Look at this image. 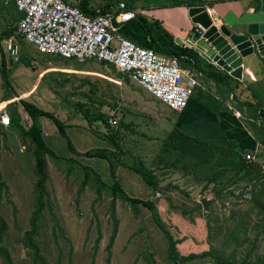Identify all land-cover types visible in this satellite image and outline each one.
Wrapping results in <instances>:
<instances>
[{
	"label": "rangeland",
	"instance_id": "374dc122",
	"mask_svg": "<svg viewBox=\"0 0 264 264\" xmlns=\"http://www.w3.org/2000/svg\"><path fill=\"white\" fill-rule=\"evenodd\" d=\"M111 1L87 0L86 3L92 8H101ZM122 1L131 4L140 13L150 3L170 0ZM10 4L12 0L11 3L10 0H0V30H5L10 24L15 25L16 21L10 20ZM15 39L19 42L18 52L12 54L14 69L9 77L16 93V97H13L15 102L11 103L9 99L2 102L7 91L1 76L0 102L6 105L11 103L9 108L20 125L26 128L29 126V118L19 105L20 100H24L61 121L66 140L77 152L105 150L110 161H113L116 179L123 191L128 196L153 201L159 222L177 240L174 248L178 255L201 254L210 249L222 257L231 256L237 261L244 258L253 261L256 256L264 255V191L260 192L259 185L264 169H261L262 175H259L252 165L234 167L227 164L223 168L218 163L219 155L202 151L199 157L194 156L195 160L179 157L170 148L162 151L160 156L156 153L152 158L149 145L145 151H139L136 146L142 148L145 142L135 138L133 144L127 137L126 140L123 137L120 140L122 154L118 157L117 149L107 136L116 127L122 128V122L129 117L134 119L136 113L133 107L137 104L130 98L135 100V97H139L156 115L161 116L157 109L167 111L172 118L180 115L159 101L154 100V107L147 100L151 98L147 92L135 87L129 78L127 83L125 76L103 62L49 59L40 55L34 45L21 37ZM20 55L29 57L31 65L26 66L20 62ZM11 73L14 75L11 76ZM36 76L38 81L34 86L35 93L22 94L32 86ZM191 76L197 85L180 113L184 114L199 103L200 113L218 107L217 110L226 109L232 115V109L237 103L232 104V99L230 104L219 100L224 97L227 89L225 86H222L221 93L218 92L220 96H217L215 93L218 88L216 91L210 90L209 84H206L204 91L196 74L192 72ZM186 81L187 77L183 76V84ZM242 91L248 97L256 92L257 102L264 105V89L247 87ZM251 98L255 101L254 97ZM76 104L81 105L80 110H77ZM230 105L232 109L228 108ZM83 110L90 115L100 114L107 118L109 113H113L116 125L106 127L99 121L87 123L82 115ZM18 112L22 113L20 119ZM240 113L242 118L235 123L240 130L252 132L254 127L250 125L254 123L258 128L261 126V119L253 111L246 108ZM229 120L225 119L227 124H230ZM38 125L45 143L58 156V159H46L48 180L45 190L49 195V203L41 212L37 233L34 235L39 251L48 264H106L108 257V264H175L167 256L166 239L151 220L150 212L136 203L129 204L119 195L113 201L110 192L113 179L108 161L96 156L72 154L50 118L39 117ZM253 131L251 136L256 140L259 132L257 129ZM223 136L226 138L228 135L224 133ZM201 139L205 140L204 135ZM245 139L250 141L247 136H244ZM200 143L205 145L204 142ZM254 153L255 160L252 162L264 168V144L258 143ZM70 156L73 160L66 159ZM151 159L155 160L153 164L157 165L156 168H162L154 171L153 175L158 182V188L155 189L147 185L131 166L141 161L149 167L152 165ZM159 162L164 164L158 166ZM84 174L85 185L78 192ZM0 180L6 186L0 193V217L6 223L0 245L9 253L12 264H38L23 243L24 232L30 228V217L35 208L33 145L14 126L6 129L0 127ZM98 186L101 188L99 193L96 191ZM217 191L219 195L216 196ZM254 195L257 205L252 199ZM203 197H214L208 212L199 205ZM258 206L262 209L260 213ZM114 219L117 232L108 249ZM237 225L239 227L236 230ZM231 234L235 236L236 242H229ZM0 264H5L1 255ZM181 264L218 263L207 255L194 257Z\"/></svg>",
	"mask_w": 264,
	"mask_h": 264
},
{
	"label": "trees",
	"instance_id": "16d2710c",
	"mask_svg": "<svg viewBox=\"0 0 264 264\" xmlns=\"http://www.w3.org/2000/svg\"><path fill=\"white\" fill-rule=\"evenodd\" d=\"M64 3L73 6L77 8L81 13L87 15V16H97L99 14H104L105 12H113V8H115L118 4V2H123L122 0H112L110 3L105 4L104 7H97L92 8L86 3L87 0H62ZM218 0H173V5H184L186 7H190L193 5H212ZM125 3V2H123ZM12 4H14L12 0ZM116 5V6H115ZM126 7L130 10H133V6L131 4H126ZM15 6V5H14ZM16 8V7H15ZM115 13V12H114ZM113 13V14H114ZM118 33L130 41L134 42L135 44L141 46L153 49L154 51H157L159 53H162L166 56H172L176 57L178 61L180 62L182 67H186L190 71H194L197 75L200 73V75H203L207 81H212L216 86H225V88H231L232 86H229V83L227 82V75L217 71L215 69H212V65L206 63L199 54L191 47L178 45L174 41V36L169 33V31L158 21V20H150L148 19L144 14L142 13H134V15L129 18L128 20L121 22L118 24ZM16 32V25L10 24L5 30H0V44L3 39H8L11 37H18ZM21 37V36H19ZM22 38V37H21ZM0 76L2 79V83L4 85L6 92L4 101L5 100H11L13 97H16V93L14 89L12 88V85L10 83L9 79V72L7 69L8 61L4 55V52L2 51V48L0 47ZM49 59H62V60H70L71 58H60L58 56H50L45 55ZM18 60L23 62L25 65L29 66L31 65V61L29 57H25L24 55H20L18 57ZM202 60L205 62V64L202 63ZM205 67V68H204ZM207 67V68H206ZM121 74V73H119ZM122 76H125V81L128 83V76L126 74H121ZM254 100L255 101H238L236 108L238 111H242L243 108H247L250 111H253L255 115L261 119V126L258 128L256 127V124H252L253 129H257L259 132V136L256 135V140L258 143L264 144V105L263 103L259 104L256 99V92L253 93ZM8 100V101H9ZM15 101H12L11 103H14ZM11 103L7 104V108L10 113V124L11 126L16 127L17 132L24 138L27 139L32 145H33V157H34V172L36 174V180L34 183V210L32 211L31 217H30V228L24 232L23 236V243L26 248H28L29 253L31 254L33 260L35 262H38V264H48L44 256L40 253L39 247L37 243L34 240V235L37 233L38 229V219L41 216V212L45 205H48L49 203V195L48 192L45 190V183L48 180V173H47V157H52L54 159H58V156L54 153V151L45 143L41 129L38 125V118L39 117H47L51 119V122L56 127V130L60 136L65 139L66 147L69 149V151L74 155H81V156H96L103 159H106L108 161V167L110 170V174L112 175V185L110 188V192L113 196V201L116 199L117 195H119L124 201L128 202L129 204H137L145 207L150 212V217L153 223H155L158 227V229L161 231L163 236L166 239V253L167 256L175 263V264H181L184 261L191 260L194 257L197 256H211L218 264H264V255L262 256H256L253 261H250L247 258L241 259L240 261L234 260L231 256L222 257L217 254V252L213 249H210L208 251H204L201 254H188V255H178L176 248H174V244H176L177 240L173 239L170 234L164 229L162 224L158 220V216L155 213L153 201L150 199H140L128 196L123 189L121 188L120 183L116 179V173L113 161H110V158L107 155V152L105 150H87L82 152H77L73 149L71 144L66 140L64 136V125L61 121H59L57 118H55L51 113L42 111L41 109L37 108L33 104L20 100V106L23 112L27 115L29 118V126L26 128L22 124L20 125L18 122V119L15 115L12 113V109L9 108L11 106ZM77 110H80L81 105L76 104ZM19 119L21 118L22 113L18 112ZM83 118L86 120L87 123L89 122H95L99 121L102 125H105L108 127L107 123V117H104L103 115H90L86 110L82 111ZM10 126V127H11ZM110 127V126H109ZM252 129V134H254V131ZM117 131H113L110 135L107 137L109 138L110 143L117 149L116 153L117 156L120 157L121 149L119 147V143L115 141L114 136H117ZM199 142H204L205 145L210 149L212 155H219L220 160L218 163L224 168V166L231 165L234 167H245L247 165H252L254 168L253 170L259 174L262 175V166L257 163H254L252 161L254 160H246L245 155L247 154L246 150L240 149L237 145V143L233 140H228L226 146H220L216 145L214 143L209 142L208 140L203 139H196ZM185 156H183V155ZM181 154V157H188L190 155H186L184 153ZM180 157V156H179ZM68 160H73V157L70 156L66 158ZM195 160V158H194ZM120 163V160L117 161ZM164 164V163H163ZM133 169L139 173L141 176V179L149 186L153 187V189L158 188L157 184L158 182L155 179L154 169L147 167L143 163L138 162V164H132L131 165ZM157 166V165H156ZM256 169V170H255ZM214 175H212L213 177ZM85 185V174L82 176V179L80 180V187L78 188V192L81 190L82 186ZM260 185V192L264 191V176L259 181ZM6 188L5 183L0 180V193L1 191ZM100 187L98 186L96 188V191L100 192ZM219 195V191L216 192V196ZM253 202L256 204L257 198L255 195L253 196ZM201 205V204H199ZM113 209V208H112ZM262 211L261 207L258 206V213ZM238 225L236 226V230L238 229ZM6 229V223L4 220L0 217V240L1 236L4 233ZM117 232V222L116 219H114L113 227L111 234L109 236V241L107 248L110 249L115 236ZM229 239L233 242H236V238L233 234L229 236ZM0 255L4 258L5 264H12V260L9 256V253L0 245ZM109 263V257L107 258L106 264Z\"/></svg>",
	"mask_w": 264,
	"mask_h": 264
},
{
	"label": "built area",
	"instance_id": "2783aa9c",
	"mask_svg": "<svg viewBox=\"0 0 264 264\" xmlns=\"http://www.w3.org/2000/svg\"><path fill=\"white\" fill-rule=\"evenodd\" d=\"M13 2L21 12L15 22L16 32L34 45L38 53L71 58L77 62H103L126 74L135 87L165 104L172 112L179 113L186 107L197 85L191 76L192 71L182 67L176 57L141 47L118 33V24L134 15L125 3L118 2L113 12L93 17L62 0ZM202 31L204 28L196 25L195 33L201 35ZM183 76L187 77L184 84ZM249 76L252 77L250 73ZM116 122L114 114L109 113L108 125L114 127ZM10 126L7 105L0 103V127L5 129ZM245 159L255 160V153L247 152Z\"/></svg>",
	"mask_w": 264,
	"mask_h": 264
},
{
	"label": "crops",
	"instance_id": "0c3cea01",
	"mask_svg": "<svg viewBox=\"0 0 264 264\" xmlns=\"http://www.w3.org/2000/svg\"><path fill=\"white\" fill-rule=\"evenodd\" d=\"M172 1L173 0L162 1L160 3H150L149 5H147V7L142 9L141 12H139L144 14L150 20H158L169 31V33L174 36V38L178 37L179 39L185 41L187 39H190L192 33L195 32L196 24L192 23L190 17H188L186 6L173 5ZM257 1L258 0H218L212 5L204 6L211 12L212 15L214 14L216 18H219L226 14L228 11H233L235 14H239L240 12L246 11L247 8L257 3ZM10 5L12 10V17L10 18V20L13 19V21H16L21 16V12L15 8L14 4ZM1 10L2 8L0 9V12ZM250 10H252V8H250ZM133 11L134 13L138 12L134 9ZM18 44V39H15L14 36L8 39H3L0 44V47L2 48V51L4 52V55L8 61L7 72H9V77L10 72L14 69L12 54L18 52ZM40 55L45 56L43 54ZM10 57L12 58V62H10L9 60ZM204 61L202 60L203 64H205V62L208 63L207 61ZM245 67L253 78L249 76L248 72L246 73V75H244L242 81H238V79L227 75V82L229 83V86L232 87L230 89H226L224 97H220V101H225L228 104L231 103V99L232 104L237 103L238 101L252 102L251 97H254L253 93L255 92H253L251 96L248 97L247 93L243 92L242 89L247 87L248 89L252 88L254 90H260L261 88L264 89L263 58H259L258 61H253L252 63L245 65ZM211 68L218 70L213 66ZM192 72L196 74L194 71ZM39 73H37L36 75H38ZM13 75L14 74L11 73V76ZM196 78L198 79L200 86L204 88V91L205 85L209 84L208 87L210 90L214 89L216 91V88H218L217 93L215 94L217 96H220L218 92L221 93V89H223L222 86H216L212 81H207V79L203 75H200V73H198V75L196 74ZM37 81L38 78L36 76L32 86L26 89L27 91H24L22 94H24L25 92H31L30 95L34 94V86L36 85ZM151 98L147 99L148 102H150L151 104H153L154 107H156V104L154 103L156 100L154 101V99L152 98V100ZM130 100L137 104L135 108L133 107V110L136 113L133 117L134 119L132 120L129 117V119L122 122L124 124L122 128L116 127L114 131H117V136H114V138L117 141L119 140V144L122 137L124 139L125 137H127L128 140H131L130 142H132L133 144L135 143V138L144 141L145 143L141 145L142 148H140L138 145L136 146V148H138L139 151H142L143 149L145 151L147 149V145H149V151L152 152L150 156L152 158L156 155V153H159L160 156V153L162 151L168 150V148H170L175 154L180 157L181 153H184L186 155H190L188 157H191L193 159L195 157H199L201 151L203 153L211 152L204 144L196 140L201 139L203 135L205 140L214 142L220 146H226L228 140H233L238 143L237 145H239L240 149L246 151L254 152L255 148L258 147V141L253 139L251 136L252 132H245L243 130H240L239 126L235 125V123H238L240 121V118H242L240 112L244 111L246 108H243L242 111H238L236 106L232 109V106L230 105L228 106V108L233 110L232 115L231 112L226 109L217 110L218 107H214V110H205L200 113L198 112V109L200 108L198 103L197 105H193L190 110L186 112L184 111V114L179 112L176 114H179L180 116L172 118L167 111L161 109L156 110L158 114H161V116L156 115L152 110H150V108H148L147 103H144L139 97H135V100L130 98ZM11 101H15V99L13 98L11 99ZM219 117H221L222 119H220ZM228 118H230V124H227V122L225 121V119L228 120ZM224 133H227L228 135L226 138L223 136ZM244 136H247L250 141L248 139L244 140ZM178 150L182 152L178 153ZM157 161L156 164L158 163ZM153 162H155V160L153 161L151 159L150 164L152 165H149L150 168L154 169V171L162 169L156 168V165H154ZM160 163L161 162H159L158 166H161L163 164Z\"/></svg>",
	"mask_w": 264,
	"mask_h": 264
},
{
	"label": "water",
	"instance_id": "95a60500",
	"mask_svg": "<svg viewBox=\"0 0 264 264\" xmlns=\"http://www.w3.org/2000/svg\"><path fill=\"white\" fill-rule=\"evenodd\" d=\"M252 8V10H250ZM192 23L204 28L201 35L192 33L185 41L174 38L178 45L193 48L203 60L217 71L242 81L246 67L263 58L264 63V0L235 14L228 11L216 18L204 5L187 7ZM12 62V58H9ZM216 70V69H215ZM214 197H203L200 204L208 212Z\"/></svg>",
	"mask_w": 264,
	"mask_h": 264
},
{
	"label": "bare ground",
	"instance_id": "6f19581e",
	"mask_svg": "<svg viewBox=\"0 0 264 264\" xmlns=\"http://www.w3.org/2000/svg\"><path fill=\"white\" fill-rule=\"evenodd\" d=\"M213 16H214V14H213Z\"/></svg>",
	"mask_w": 264,
	"mask_h": 264
}]
</instances>
